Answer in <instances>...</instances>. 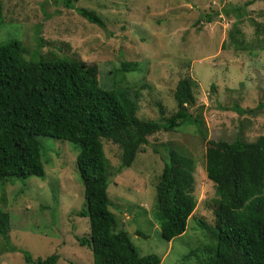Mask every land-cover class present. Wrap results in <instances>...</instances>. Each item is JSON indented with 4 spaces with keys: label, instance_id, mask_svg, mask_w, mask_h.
<instances>
[{
    "label": "rangeland",
    "instance_id": "1",
    "mask_svg": "<svg viewBox=\"0 0 264 264\" xmlns=\"http://www.w3.org/2000/svg\"><path fill=\"white\" fill-rule=\"evenodd\" d=\"M0 1V45L20 41L26 59L66 55L95 63L101 85L135 99L140 119L158 121V104L165 115L175 109L172 93L180 78L194 83L195 105L203 106L202 127L148 135V143L139 147L132 164L111 174L107 190L118 228L128 233L141 255L155 253L161 257L160 264H203L216 230L217 196L204 169L207 142L253 141L264 134V44L256 39L250 22L264 24V0L72 1L75 7L93 9L104 21V29L65 7L63 0ZM231 4L245 6L241 18L221 11ZM206 14L213 15L210 22L205 21ZM237 19L244 41L250 44L245 49L231 40ZM123 61L136 62L135 68L124 71ZM235 103L250 111L240 114L220 108ZM40 142L44 177H10L5 200H0V210L10 215V244L35 259L57 254L54 264H92L90 248L77 240L89 234L87 217L77 214L85 204L77 148L68 140L47 136ZM167 143L194 158L196 200L185 231L169 242L160 236L154 216L155 185ZM119 149L104 142L109 172L115 173L119 166ZM6 246L0 235V264H27L21 251H5Z\"/></svg>",
    "mask_w": 264,
    "mask_h": 264
},
{
    "label": "trees",
    "instance_id": "2",
    "mask_svg": "<svg viewBox=\"0 0 264 264\" xmlns=\"http://www.w3.org/2000/svg\"><path fill=\"white\" fill-rule=\"evenodd\" d=\"M72 1L63 0V4L88 22L105 28L93 9L75 7ZM244 7L231 4L221 11L241 18ZM2 10L0 1V18ZM212 16L206 14L205 21L210 22ZM237 21L230 32L231 40L237 48L245 49L250 44L244 41ZM250 22L255 25L256 39L264 44V24L253 19ZM24 51L20 41L0 45V200H5L4 187L10 177H44L42 136L68 140L77 148L76 166L84 188L85 204L77 214L89 222L88 236L77 240L90 248L92 264H160L159 255H141L128 233L118 228L119 220L109 208V177L132 164L139 147L148 143V135L202 127L203 106L195 105L194 83L180 78L172 93L175 109L165 115L164 107L158 104L159 120H143L136 114L135 99L101 85L95 63L66 55L49 60L26 59ZM135 65L134 61L121 64L124 71L133 70ZM220 108L240 114L250 111L236 103ZM105 141L120 148L115 173L109 172ZM207 143L204 169L217 196L213 210L216 230L203 264H264V134L253 141L235 138ZM165 148L163 168L155 185L154 216L160 236L169 242L185 231L196 206L195 160L174 143L165 144ZM9 224V213L0 210L5 251H21L27 264L56 263L57 254L35 259L27 251L14 248L8 236ZM136 234L147 237L140 230Z\"/></svg>",
    "mask_w": 264,
    "mask_h": 264
}]
</instances>
